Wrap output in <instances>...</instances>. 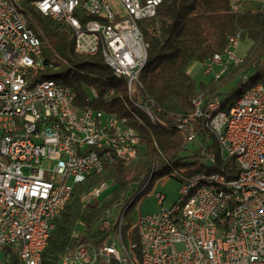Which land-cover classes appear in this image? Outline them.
<instances>
[{"label":"built area","instance_id":"2783aa9c","mask_svg":"<svg viewBox=\"0 0 264 264\" xmlns=\"http://www.w3.org/2000/svg\"><path fill=\"white\" fill-rule=\"evenodd\" d=\"M162 1L89 0V7L79 4L89 16L86 29H79L71 19V0H28L37 10L46 9V17L62 18L72 28L76 53L96 50L97 34H107L103 59H112L116 70L133 78L140 107L159 118L158 106L138 87L136 70L147 54L138 22L153 17ZM12 19H19V26H12ZM240 39L238 32L232 34L223 51L203 63L202 72L215 78L223 74L226 64L238 58ZM42 66V51L26 31L24 18L13 12L10 0H0V251L13 249L21 264H40V246L50 223L66 191L86 170L95 171L111 157L140 148L139 133L115 112L78 107L70 86L34 79L32 73ZM215 100L219 98L198 101V114L188 121L163 120L179 127L186 148L181 158L188 161L169 175L180 183L177 200L195 176L226 181L227 190L200 187L182 215H175L177 200L166 204V196L155 191L158 209L133 213L131 228L143 241V264H264V82L235 100L227 113L212 118L210 133H202V117ZM227 117H235L234 128H227ZM220 129H227V140H222L227 153L214 152L209 145ZM231 158L237 165V171L230 170L232 178L204 175L197 166V159L214 165L217 159ZM122 218L110 242H80L64 254L66 264H133L134 243L121 237Z\"/></svg>","mask_w":264,"mask_h":264},{"label":"trees","instance_id":"16d2710c","mask_svg":"<svg viewBox=\"0 0 264 264\" xmlns=\"http://www.w3.org/2000/svg\"><path fill=\"white\" fill-rule=\"evenodd\" d=\"M23 6L28 24L41 39L43 66L34 71L32 77L37 80L52 78L70 86L78 107L90 106L124 115L120 98L124 92L123 81L117 80L105 65L101 51L93 55L76 53L73 30L68 24L44 16L28 0L23 1ZM77 12L81 22L89 18L85 13L80 14L81 8ZM138 25L147 43V62L140 74L141 90L161 108V118L166 122L192 111L193 101L198 97L205 101L218 97L221 108L229 109L245 89L257 81L264 82V11L234 9L230 0H163L156 14L141 19ZM236 32L240 38L250 40L241 61L227 63L218 78L208 76L196 82L197 67L202 68L214 53L222 52L229 37ZM249 72L246 80L243 79ZM238 75L242 78L238 86L222 94L221 88ZM112 88L115 92L109 94ZM130 123L140 135L137 155L127 162L114 159L104 164L100 172L91 173L73 185L64 208L54 217V227L42 251L44 264H60V257L82 242L78 226L84 228L86 242L94 246L110 242L118 232L119 219L126 206L120 224L121 237L123 241L129 239L138 245L137 230L131 228L136 198L133 197L155 166L161 168L156 174L167 172L165 159L178 165L186 148L173 127L151 123L143 127L134 121ZM227 169L237 171L233 158L217 159L212 168L232 178L233 174ZM101 183L108 185V195L101 202L90 204L89 193ZM149 190L150 186L142 193ZM113 207L120 208L116 220L106 216ZM137 245L135 250L139 255ZM5 250L9 252L10 264H21L13 249ZM99 264L104 263L101 260ZM111 264L118 263L112 260Z\"/></svg>","mask_w":264,"mask_h":264},{"label":"bare ground","instance_id":"6f19581e","mask_svg":"<svg viewBox=\"0 0 264 264\" xmlns=\"http://www.w3.org/2000/svg\"><path fill=\"white\" fill-rule=\"evenodd\" d=\"M23 1L24 0H10V5L13 7V12L15 14H21L22 15V17L24 18V21H25L26 31L34 36L35 42L38 45L39 50L42 51L41 39H40L39 33H37L36 30L32 26H30L27 22V14L25 13V11L23 9V7H24ZM79 4L82 7H89V0H84L82 3H80L79 0H71V6H70L71 19H72L73 24L79 26V29H86L87 19L84 22H81V19L76 14V13H79V12H77L78 8H79ZM39 12H41L44 16H46V9H39ZM80 14H82V13L80 12ZM51 19L63 22L62 18H51ZM12 26H19V19H12ZM98 51H101L102 56L107 54V52H108L107 34H97V49L96 50H87V54H83V53H78V54L93 55V54H96ZM103 61H104L105 65L108 66L112 70L114 77L117 80L123 81V85H124V92L120 94L121 95L120 98H121V101H122L124 108H125V114L121 115V114H117L115 112L117 119L126 120L127 124L129 126H131V129L133 131H136V132H138V131L130 123L131 121H134L135 123H137L138 125H141L143 127H148V123L160 124V125H163L165 127H173L175 130H177V132L179 134V127L178 126H170L169 124L164 123L162 118L151 117L145 109L140 107L139 98H137V95H136V88L134 87L133 78H130L127 74L122 73V71L116 70V64L113 63L112 59H103ZM240 61H241V58L238 57L237 59H233L232 62L237 63ZM146 62H147V54H145L144 57H142L139 60L137 70H136V82L138 84V87H140V90H141V86H142L141 81H140V74H141L142 70L144 69ZM246 78H247V75H244L243 79H246ZM46 81L59 82V81H56L52 78H45V79L38 80V82H46ZM258 82H263V81H257L256 83L249 86L247 89H245V91H243L237 97L236 100H240L241 95H245V93L250 92L255 87V84H257ZM110 90L113 91V93L115 92V90L113 88ZM141 92H142V90H141ZM146 97H148V96H146ZM201 99L202 98H200V97L194 99L193 110L190 111L189 113H186L185 115L178 117L177 120L178 121H188L191 118L192 114H198V101H200ZM161 112H162V110L158 106V113L161 114ZM219 113H227V109L221 108L220 98H219V100H215V105L209 108L208 115H204L202 117V123H201V132L202 133H210V128L212 125V118H216V116L219 115ZM234 125H235V117H227L226 118L227 128H234ZM222 140H227V129H220V134H213V138H209L210 148L213 149L214 152L227 153V146H222ZM137 153H138V151H132V152H129V154H127L126 156L111 157L110 159L107 160L106 163H108L114 159H119V160L127 162V161H130L131 159H133L137 155ZM164 164L168 167V170L166 173H163V174H171L172 170L183 169V167L185 166V158H180L178 165L175 164V161H172L171 159H165ZM197 166L200 167L201 170H204V175H214V176H220V177H227L226 174L221 172V171L212 170L214 165H208L207 161L204 159H197ZM102 169H103V167L96 168L95 171L94 170H86L84 175H83V178L81 180H83L87 175H89L91 173L100 172ZM157 169H158V171H157ZM227 170L230 171V169H227ZM156 171L157 172L161 171V168L159 166L158 167L155 166L149 172L148 176L145 178V180L142 184L141 190H139L135 194L133 199L135 197L139 196L140 194H142V190L144 188H146L148 186H150V188L152 187L153 178H155L157 175H159V174H156L157 173ZM81 180H79V181H81ZM75 183L76 182H74V184ZM104 185H107V184L101 183L97 188H95L92 192L89 193L88 197L91 196L92 194H96V192H98L99 189ZM204 186L219 187V190H227L226 181H222L221 179H217V178L211 177V176H195L189 181L187 188L183 189V197H180L179 200H177L175 202V215H182L184 205L190 204L192 201V196H194L196 193L199 192L200 187H204ZM72 189H73V187L66 191V193L64 195V199L62 200L61 210L64 208L66 201L70 197ZM61 210L59 211V213L61 212ZM53 227H54V221H51L50 226H49V231L46 234V236L44 237V239L41 243V246H40V251H39V263L40 264H44L42 262V251L44 250V248L48 242L49 233ZM129 242H131V241L129 240ZM136 245L137 244L134 243L133 264H143L144 263L143 241L139 240L138 245H137L139 247V255L135 250ZM60 264H66L64 254L60 257Z\"/></svg>","mask_w":264,"mask_h":264},{"label":"rangeland","instance_id":"374dc122","mask_svg":"<svg viewBox=\"0 0 264 264\" xmlns=\"http://www.w3.org/2000/svg\"><path fill=\"white\" fill-rule=\"evenodd\" d=\"M249 46H250V40L248 38H241L237 44L236 49H235V55L237 57L242 58L245 55ZM201 69L202 68L197 67V69L195 71L196 74L194 76V79L196 82H199L201 80H206L209 76V75H205ZM249 74H250V72L247 74V76ZM241 79H242L241 76L238 75L233 80L227 82L225 84V86H223L221 88L220 92L223 94V93H227V92L231 91L233 88H236L238 86V84L242 81ZM182 154L185 155L186 153L182 152ZM164 173H166V172H164ZM152 183L154 184L153 188H150V190L148 192L144 191L142 194H140L139 196H137L134 199L133 206H132L134 213L139 212L141 214H145V213L154 212L158 209L157 198L154 195L155 191L161 192L162 194H164L166 196V204H171L178 199L180 183L176 178L170 176L169 174H161V175L153 178ZM108 193H109V188L107 186L101 192V194L99 196L90 197L88 199V202L90 204H97V203L101 202L108 195ZM119 210H120L119 207H113L106 214L107 218H110L112 220H116L118 213H119ZM77 232L80 234V240H82V242H86V236H85L86 233L84 231V228L82 226H78ZM116 243H117V248L121 251L122 248H121L120 241L118 238L116 239ZM5 251L6 250L0 251V264H7V262H8L7 256H8L9 252H5Z\"/></svg>","mask_w":264,"mask_h":264},{"label":"crops","instance_id":"0c3cea01","mask_svg":"<svg viewBox=\"0 0 264 264\" xmlns=\"http://www.w3.org/2000/svg\"><path fill=\"white\" fill-rule=\"evenodd\" d=\"M236 8L264 11V0H230Z\"/></svg>","mask_w":264,"mask_h":264},{"label":"water","instance_id":"95a60500","mask_svg":"<svg viewBox=\"0 0 264 264\" xmlns=\"http://www.w3.org/2000/svg\"><path fill=\"white\" fill-rule=\"evenodd\" d=\"M127 209V207L124 208L122 214H121V218L123 217L124 213H125V210Z\"/></svg>","mask_w":264,"mask_h":264}]
</instances>
